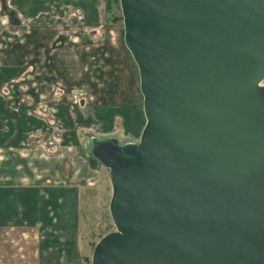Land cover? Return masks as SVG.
Masks as SVG:
<instances>
[{"label":"water","instance_id":"1","mask_svg":"<svg viewBox=\"0 0 264 264\" xmlns=\"http://www.w3.org/2000/svg\"><path fill=\"white\" fill-rule=\"evenodd\" d=\"M118 3L145 124L89 141L115 228L91 264H264V0Z\"/></svg>","mask_w":264,"mask_h":264},{"label":"crops","instance_id":"2","mask_svg":"<svg viewBox=\"0 0 264 264\" xmlns=\"http://www.w3.org/2000/svg\"><path fill=\"white\" fill-rule=\"evenodd\" d=\"M3 1L0 264H81L80 190L89 187L87 181L95 179L98 171L91 169L76 123L71 120L69 84L84 78L80 88L89 92L84 100L87 104L126 106L123 99L131 89L117 77V59H129L121 26L106 19L103 0ZM10 12L17 24L10 23ZM72 49L84 51L89 62L95 60L89 72L83 68L84 76L71 77ZM56 83L64 98L58 105L57 121L52 123L50 116L40 115L38 107L45 106L49 115L48 109L56 105L51 95ZM102 84L108 87L99 94L98 85ZM34 91L49 92V100L43 102Z\"/></svg>","mask_w":264,"mask_h":264},{"label":"rangeland","instance_id":"3","mask_svg":"<svg viewBox=\"0 0 264 264\" xmlns=\"http://www.w3.org/2000/svg\"><path fill=\"white\" fill-rule=\"evenodd\" d=\"M104 2L105 1L103 0V3ZM118 16L121 17L120 9L116 4H114L111 13L106 12V19ZM117 24L118 26H121V39L123 41L122 20ZM87 45L86 47H89V44ZM70 51H72V57L70 58L69 69L73 75L71 77H75L76 74H79V76L83 74V68L85 69V67H87L88 72L89 69H93L95 67V60L90 59L89 62L88 57L84 58V54L86 53H84L81 49H72ZM125 52L129 59L123 58L122 56L117 59V61L119 60L117 77L125 87L129 83L128 85L131 89L130 94L128 93L123 99L126 106H124V104L111 106L100 103H96L94 105L87 104L84 100L88 99L89 92L80 88V86L83 85L82 82H84V78L82 77L80 80L77 79L75 85H70L68 82L70 89L72 90V95H70V98L68 99L72 106L69 110V114L71 115V120L76 123V130L79 132L80 138L84 143H82V146L86 148L87 159L89 158V141L92 137L106 138L113 136L118 138L121 142H138L142 128L145 124L142 108V96L139 89L138 71L130 53L126 48ZM109 66L111 65L109 64ZM84 75L85 74H83V76ZM105 87L108 86H105V84L98 85V93L100 94L101 89H104ZM74 88H76V90H73ZM55 89L56 90L51 92V95H53L55 100L54 104H56L55 107L52 108L54 111H52V109H48L49 115H47L45 106L38 107L40 115H44L43 117L45 118L50 116L49 121L52 123L53 121H57V115H59L58 108L60 107L58 105L62 104L61 100L64 98V93H61L63 91L61 85L56 83ZM5 92L6 91H4V93ZM4 93L3 95H5ZM36 93L41 95L38 99L43 102L49 100V92L34 91V94ZM51 114H54L52 115L53 118L51 117ZM78 119L80 121H78ZM60 120L64 123L63 119ZM55 125H58V123H55ZM55 131L57 133V130ZM91 169H96L98 174L96 171L94 172L97 176H95V179L87 181V185L89 187L80 190L79 198L80 214L78 238L82 254L81 264H91V255L94 246L102 237L115 230L109 214L111 185L108 177V171L105 168H102L97 161L95 166Z\"/></svg>","mask_w":264,"mask_h":264},{"label":"trees","instance_id":"4","mask_svg":"<svg viewBox=\"0 0 264 264\" xmlns=\"http://www.w3.org/2000/svg\"><path fill=\"white\" fill-rule=\"evenodd\" d=\"M105 2V4H104V10H105V13L107 12V13H111V11H112V9H113V5L114 4H116L117 5V7H119V3H118V0H113V1H111V0H104ZM4 1L2 0V3H3ZM111 19V20H110ZM108 21H110L111 23H117V22H119V21H121L122 20V18L121 17H113V18H109V19H107ZM88 161H89V164H90V166L91 167H94L95 166V163H96V161L89 155V158H88Z\"/></svg>","mask_w":264,"mask_h":264},{"label":"built area","instance_id":"5","mask_svg":"<svg viewBox=\"0 0 264 264\" xmlns=\"http://www.w3.org/2000/svg\"><path fill=\"white\" fill-rule=\"evenodd\" d=\"M77 17H78L79 20H80V16L77 15ZM260 86L264 87V78H263L262 81L260 82Z\"/></svg>","mask_w":264,"mask_h":264}]
</instances>
